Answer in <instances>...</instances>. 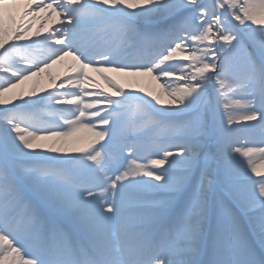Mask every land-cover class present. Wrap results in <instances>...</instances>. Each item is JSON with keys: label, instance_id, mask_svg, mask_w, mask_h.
<instances>
[{"label": "snow or ice", "instance_id": "1", "mask_svg": "<svg viewBox=\"0 0 264 264\" xmlns=\"http://www.w3.org/2000/svg\"><path fill=\"white\" fill-rule=\"evenodd\" d=\"M0 264H264V0H0Z\"/></svg>", "mask_w": 264, "mask_h": 264}, {"label": "bare ground", "instance_id": "2", "mask_svg": "<svg viewBox=\"0 0 264 264\" xmlns=\"http://www.w3.org/2000/svg\"><path fill=\"white\" fill-rule=\"evenodd\" d=\"M71 64H72L71 58H66L65 61L61 62L58 65H54L51 69H48L45 73H43L41 77L34 78V80L39 79L41 81V84L43 87H48L49 83H50V78L62 76V74H64L69 69ZM92 75L94 77H96V79L99 80V77L96 76L95 73H92ZM117 79L120 81V83L124 84L125 86H127L130 83V78L117 77ZM100 83L103 84L104 82L102 80H100ZM32 86H33V81H27V82H25L24 85L21 86V88L24 90H28ZM148 86H149V83H148L146 78H141V82L139 84L133 85V87H135V88L148 87ZM151 87H153L154 89L157 88V86L155 84H152Z\"/></svg>", "mask_w": 264, "mask_h": 264}]
</instances>
